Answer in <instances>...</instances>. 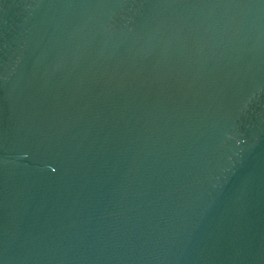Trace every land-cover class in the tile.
<instances>
[{
	"label": "water",
	"instance_id": "1",
	"mask_svg": "<svg viewBox=\"0 0 264 264\" xmlns=\"http://www.w3.org/2000/svg\"><path fill=\"white\" fill-rule=\"evenodd\" d=\"M0 264H264V0H0Z\"/></svg>",
	"mask_w": 264,
	"mask_h": 264
}]
</instances>
